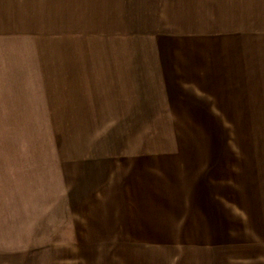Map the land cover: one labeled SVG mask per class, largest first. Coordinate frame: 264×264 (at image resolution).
I'll return each mask as SVG.
<instances>
[{
  "label": "crops",
  "instance_id": "0c3cea01",
  "mask_svg": "<svg viewBox=\"0 0 264 264\" xmlns=\"http://www.w3.org/2000/svg\"><path fill=\"white\" fill-rule=\"evenodd\" d=\"M22 264H264V0H0V238Z\"/></svg>",
  "mask_w": 264,
  "mask_h": 264
},
{
  "label": "rangeland",
  "instance_id": "374dc122",
  "mask_svg": "<svg viewBox=\"0 0 264 264\" xmlns=\"http://www.w3.org/2000/svg\"><path fill=\"white\" fill-rule=\"evenodd\" d=\"M8 241L5 237L0 238V247L3 248V250H6L5 247H7ZM23 262V256L21 255H7L3 251L0 254V264H22Z\"/></svg>",
  "mask_w": 264,
  "mask_h": 264
}]
</instances>
